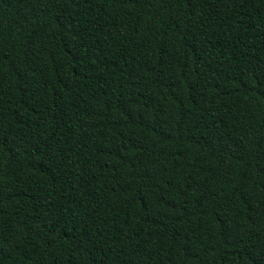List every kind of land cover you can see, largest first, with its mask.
<instances>
[{"label":"trees","instance_id":"16d2710c","mask_svg":"<svg viewBox=\"0 0 264 264\" xmlns=\"http://www.w3.org/2000/svg\"><path fill=\"white\" fill-rule=\"evenodd\" d=\"M0 264H264V0H0Z\"/></svg>","mask_w":264,"mask_h":264}]
</instances>
